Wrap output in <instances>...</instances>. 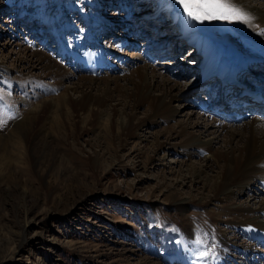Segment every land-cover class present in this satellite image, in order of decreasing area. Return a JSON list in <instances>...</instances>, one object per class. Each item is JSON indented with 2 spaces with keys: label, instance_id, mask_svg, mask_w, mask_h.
<instances>
[{
  "label": "rangeland",
  "instance_id": "rangeland-1",
  "mask_svg": "<svg viewBox=\"0 0 264 264\" xmlns=\"http://www.w3.org/2000/svg\"><path fill=\"white\" fill-rule=\"evenodd\" d=\"M162 1L166 2V9H161ZM250 3L264 10V0H250ZM190 7L194 11L199 8L198 5ZM155 12L158 14L150 26L138 23L148 21L147 16ZM95 14L105 21H95ZM181 16L195 22L200 36L215 44L230 47L229 43L234 42L229 36H234L244 45L243 51L248 55V24L194 20L187 16L177 0H0V120L3 121L0 132H6L22 114L21 105L17 104L13 109L12 102H18L24 95L40 94L37 86L30 85L21 90L15 87L22 75L18 68L26 66L17 58H26L28 49H41L80 76L83 74L74 69L81 71L82 67L70 69L68 62L77 55L83 56L92 46L94 49L89 52L103 56L111 66L110 71L104 70L98 77H122L126 71L121 67L135 68L129 55L141 56L147 52L143 57L150 53L148 49L154 48L151 47L153 43L167 42L163 53L166 51L164 57H168L170 36L174 34L175 37L176 31L182 35V25L176 24H182ZM168 18L173 22L170 23ZM146 37H150V41H146ZM60 44L71 50L66 58L58 48ZM185 44L172 57L153 56V60L156 59L153 63L158 64L154 68L171 81L187 84L185 75L192 72L196 73L193 80L200 85L203 81H210L206 76L202 78L203 58L193 55L197 48ZM31 73L39 76L37 82L42 88L52 82L37 69ZM253 76L264 78V73ZM8 83L13 86L9 87ZM64 85L68 86V83ZM195 85L186 87L195 90ZM53 91V95L59 93V90ZM203 91L204 88L195 91L191 100L202 99ZM4 93L10 94L11 100H5ZM185 101L190 108L174 103L173 106L180 108L177 115L165 124L156 121L153 126L141 125L138 136L126 147L112 149L114 155L94 145L89 136L92 132L84 133L80 124L75 130H67L65 137L55 134L57 130L51 126L55 132H52L53 147H58L64 156L62 159H55L52 148L45 161L24 160L15 163L11 172L3 170L0 173V264H182L170 259L161 248V239L169 236L173 238L167 241L168 250L175 251L178 247L179 244H175L177 236L187 255L192 257L191 264H198L197 260L208 257L199 259L200 253L212 248L202 242L207 234L202 226L204 217L212 220L215 233H224L229 239L234 238L241 245L248 246V240L224 226L228 217L223 216L217 203L204 210H191L185 221L188 224L186 234L176 225L177 216L170 209L175 195L173 189L179 190L184 198L198 192L206 193L202 183L194 184L191 180H187L184 186L176 185L177 173L185 175L184 169L189 162L202 167V158L206 155L197 153L188 160L181 150L176 153L173 149L175 140L167 138L168 133L173 132L171 128L179 123L185 124L191 110L195 109L190 100ZM146 116L143 108L137 114V120L143 121ZM162 131L164 135L159 136L158 142L172 150L159 152L152 162H148L146 155L154 142L153 134ZM213 137L209 135L208 138ZM220 143L215 147L219 148ZM32 147L34 152L40 151L39 147ZM95 153L101 155L97 164L93 159ZM213 174L207 170L203 178L208 181ZM260 184L257 181L252 186H243L246 194H233L228 204L247 203L249 198V206L254 207L252 201L264 199ZM24 218L29 225L22 231ZM259 221L264 223V217ZM232 254L231 260L225 264H244V255L235 251Z\"/></svg>",
  "mask_w": 264,
  "mask_h": 264
},
{
  "label": "bare ground",
  "instance_id": "bare-ground-1",
  "mask_svg": "<svg viewBox=\"0 0 264 264\" xmlns=\"http://www.w3.org/2000/svg\"><path fill=\"white\" fill-rule=\"evenodd\" d=\"M235 3L253 18L248 23V55L243 51L244 45L239 43L234 36H229L234 42V44L228 42L230 47L215 44L203 38L198 33L197 24L186 16H181L182 24L176 22L182 25V35L179 36L177 31L175 37L171 34L170 51L166 53L168 57H164L166 51L163 53V48L168 45L167 42L153 43L150 46L155 49H148L150 53L148 52L145 56L129 55L130 61L135 63V68L130 69L129 65L121 67L126 71L122 77H98L111 66L103 56L89 52L91 48L94 49L92 46L86 54L84 52L83 56L77 55L71 62H68L70 69L73 66L82 67L81 71L74 69L75 72L83 74L80 76L71 72L64 63L43 53L41 49H28L26 58H17L19 63H25L26 66L18 68L19 74L22 75L15 87L21 90L30 85L34 88L37 86L40 94L24 95L18 102H12L13 109H16L17 104L21 105L22 114L8 126L6 132H0V173L3 170L11 172V169H15L13 166L15 163L24 160L45 161L50 157L52 148L56 154L55 159H62L64 156L57 150L58 147H53L55 140L52 137L54 131L51 126L56 128L55 134L65 137L68 134L67 130H75L76 125L80 124L84 133L92 132L89 136L94 145L102 147L105 153L111 154L114 152L112 149L126 147L131 140L135 139L141 125L142 127L153 126L156 121L167 123L174 115H177L180 109L173 104L182 103L190 108L188 103L185 104V100H190L195 109L191 108L188 121L185 124H177L175 128L172 127L173 132L168 133L167 138L175 140L173 149L176 153L181 150L188 160L190 156H197V153L206 154L202 158V167L189 162L184 169L185 175L179 172L176 179V185L180 187L184 186L187 180H191L194 184L202 183V188L206 193L198 192L197 195L184 198L181 197L179 190L173 189L175 195L172 197L170 209L175 211L177 216L176 225H179L186 234L188 224H185V221L187 215L191 214L190 211L204 210L217 203L218 208L223 210V216L228 217L224 226L234 229L235 233L240 234L250 244L243 246L234 238L226 237L224 233H215L212 220L204 217L202 226L205 227L207 234L202 242L204 246L207 244L212 248L208 251L209 255L206 259L197 260L198 264H225L231 260L234 251L244 255V264H264V223L259 221L264 217V199L252 201L254 207L249 206L251 202L249 198L247 203L231 202L228 204L233 194H246L244 187L252 186L257 181L264 189V114L257 115L247 112L240 121L224 120L211 111L210 106L205 105L206 99L203 101L202 98L203 102L199 98L198 101L191 100V97L195 96V91L205 88L209 81H203L200 85L198 81L193 80L195 72L185 75L187 84L171 81L158 73L154 68L158 64L153 63L156 60H153V56L160 54V58L164 59L172 57L182 50V44L184 47L187 43L197 48L194 56L203 58L202 78L206 76L208 79L215 80L229 76V74H232V77L247 78L251 74L264 73V34H261L264 30V10L251 5L250 0H235ZM167 7L166 2L162 1L161 9ZM157 14L155 12L152 16H147L148 21L138 23L141 26L145 24L150 26ZM94 18L98 22L105 21L99 14H95ZM168 21L173 22L170 18ZM149 38L146 37V41H150ZM131 45L134 49V44ZM58 48L66 55L64 58L71 53L67 45L60 44ZM35 69L52 82L46 83L44 88L40 87L37 82L39 76L31 73V70ZM253 69H256V72ZM41 74L40 77L43 76ZM65 82L68 86L64 85ZM254 82L264 88V78H256ZM191 84H196L195 90L188 88ZM7 85L13 86L12 83ZM187 85L189 86L186 87ZM55 89L59 90L57 95H53ZM203 94H207L205 89ZM4 97L8 101L12 96L4 93ZM143 108L147 116L145 120L139 121L137 114ZM42 115L43 119L37 122ZM192 119L195 120L191 121ZM153 135L154 142L148 148L146 155L148 162H152L154 155L159 152L172 150L169 146L158 142L159 136L164 135L163 131ZM209 135H214V137L208 138ZM218 141L222 144L220 143L221 146L216 148ZM32 146L36 149L39 147L40 151L34 152ZM100 156L98 153L94 154L93 159L96 164ZM207 170L214 173L208 181L203 178ZM28 225L29 223L24 218L22 231ZM172 238L169 236V238L161 239V248L164 253H168V257L172 260H179V263L191 264L192 257L187 255L183 242L182 245L177 236H175V244H179L178 247L175 251L168 250L167 241Z\"/></svg>",
  "mask_w": 264,
  "mask_h": 264
},
{
  "label": "snow or ice",
  "instance_id": "snow-or-ice-1",
  "mask_svg": "<svg viewBox=\"0 0 264 264\" xmlns=\"http://www.w3.org/2000/svg\"><path fill=\"white\" fill-rule=\"evenodd\" d=\"M188 17L203 22L204 20H228L239 21L248 24L253 19L244 11L235 0H177ZM191 5H198L197 10H193ZM264 34V30L261 31ZM0 123H3L0 120ZM207 251L201 252L199 259L208 256Z\"/></svg>",
  "mask_w": 264,
  "mask_h": 264
}]
</instances>
